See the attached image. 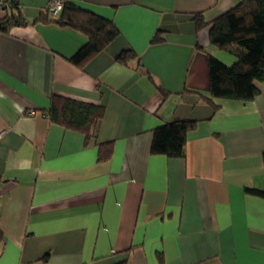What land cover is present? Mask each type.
<instances>
[{"label":"crops","instance_id":"1","mask_svg":"<svg viewBox=\"0 0 264 264\" xmlns=\"http://www.w3.org/2000/svg\"><path fill=\"white\" fill-rule=\"evenodd\" d=\"M69 1L119 30L81 68L87 38L35 22L50 0H18L29 25L0 35V264H264V198L247 193L264 191V81L216 112L208 56L236 59L194 20L241 0ZM53 95L105 107L95 139L51 122ZM176 120L196 123L185 156L153 155Z\"/></svg>","mask_w":264,"mask_h":264},{"label":"trees","instance_id":"2","mask_svg":"<svg viewBox=\"0 0 264 264\" xmlns=\"http://www.w3.org/2000/svg\"><path fill=\"white\" fill-rule=\"evenodd\" d=\"M2 2L0 35L10 33L15 27L29 25L18 0ZM2 13L4 16H1ZM194 20L199 29L210 28L211 45L236 59L235 64L228 67L211 55L208 56L210 90L206 99L210 105L217 112L220 105L216 101L243 103L253 101L260 93L256 83L264 81V0H241L235 7L210 23L206 22L203 14H196ZM38 21L69 28L87 38L85 46L69 60L80 68L86 60L106 49L119 35V30L111 21L80 8L69 0H66L57 18H52L46 9L35 22ZM163 41L158 33L151 43L160 44ZM137 59L138 56L133 50L124 51L117 57V61L125 66ZM163 95L167 94L163 92ZM46 114L52 123L81 132L90 140L96 138L105 107L101 104L53 95ZM195 124L194 121L176 120L159 127L154 131L151 153L169 158H183L187 134ZM112 153L113 142L99 143L100 160H109ZM247 193L264 198V191L247 190Z\"/></svg>","mask_w":264,"mask_h":264},{"label":"built area","instance_id":"3","mask_svg":"<svg viewBox=\"0 0 264 264\" xmlns=\"http://www.w3.org/2000/svg\"><path fill=\"white\" fill-rule=\"evenodd\" d=\"M66 0H50L49 5L47 6V11L52 18H57L62 12ZM3 7V2L0 0V9ZM3 132H0V138L2 137Z\"/></svg>","mask_w":264,"mask_h":264}]
</instances>
